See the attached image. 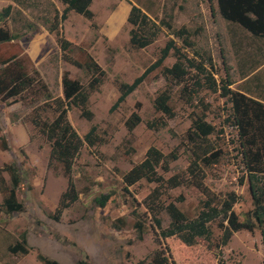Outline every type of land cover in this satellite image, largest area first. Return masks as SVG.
I'll return each mask as SVG.
<instances>
[{"label":"rangeland","instance_id":"rangeland-1","mask_svg":"<svg viewBox=\"0 0 264 264\" xmlns=\"http://www.w3.org/2000/svg\"><path fill=\"white\" fill-rule=\"evenodd\" d=\"M35 1L37 5L23 7L14 0H0V12L10 4L13 6L8 18L0 16V27H8L20 36L0 44V57L19 55L37 79L22 96L0 99V264H44L41 256L60 264L81 261L152 264L157 249L165 251L175 264H217L215 245L223 231L221 218L210 223L211 244L199 238L193 246H186L178 237L161 238L158 242L159 229L146 205V198L158 184L142 179L126 190L123 175L142 161L153 145L165 154L178 156L170 161L169 171L163 165L158 167L165 179L177 172L188 178L192 159L188 132L197 115L205 112L206 120L216 126L215 133L209 137L216 156L209 165H203V180L220 203L226 194L235 192L238 200L234 209L246 219L254 202L240 151L238 128L226 121L232 103L220 91L208 88L188 102L180 92L183 85L175 77H166L158 68L112 111L120 94L119 83H131L140 76L157 60L169 40L173 39L188 57H196L193 49L166 26L148 47H133L132 25L127 18L132 4H136L157 21L165 18L175 29L187 27L196 48L212 57L218 68L216 78L229 76L233 91L263 103L264 38L223 18L217 0H93L92 18L70 11L61 22L62 35L72 41L64 51L46 22L52 20L57 10L62 14L66 4L62 0ZM65 53L82 63L92 55L105 70L102 83L87 103L92 118L75 105L68 109V118L82 138L95 125L102 141L94 146L84 142L72 173L79 199L56 218L68 175L62 164L52 159V145L33 124L31 113L35 105L47 100L42 83L47 85L52 97H64L65 73L88 88L92 74L67 61ZM176 61L172 50L164 64L172 66ZM191 76L187 77L189 81ZM164 89L172 94L171 105L176 113L172 118L155 108V98ZM133 111L143 120L130 132L126 120ZM56 116L53 109H42L43 119L52 121ZM2 137L7 148L2 145ZM13 163L21 178L17 199L23 209L9 213L3 202L11 188V175L4 168ZM167 190L163 195L165 203L175 201L191 218L199 214L205 195L194 184L187 181ZM106 193H111V198L105 206H100L95 198ZM160 216L163 227H167L169 215L162 212ZM23 233L27 236L28 251H12L11 246L21 240ZM221 252L226 264H264L260 230L235 232Z\"/></svg>","mask_w":264,"mask_h":264},{"label":"trees","instance_id":"trees-1","mask_svg":"<svg viewBox=\"0 0 264 264\" xmlns=\"http://www.w3.org/2000/svg\"><path fill=\"white\" fill-rule=\"evenodd\" d=\"M23 7L37 5L35 0H14ZM66 7L62 14L57 10L51 19H47L48 29L57 35L58 42L64 51L70 48L71 40L65 38L60 30L61 22L67 19L70 11L84 15L88 18L93 17L90 9L93 0H62ZM218 9L223 18L232 23H237L252 34L264 38V0H217ZM12 4L5 7L0 16L2 19L8 18L12 13ZM132 25L130 30V43L135 48H145L154 43L162 27L166 26L176 36L183 39L184 43L191 47L196 57H188L181 52V47L177 46L173 39L169 40L161 49L160 56L153 62L140 76L133 82L119 83V97L112 106V111L117 109L127 97L136 90L146 77L154 70L161 68L166 77H175L179 84H182L181 95L188 102H192L194 96L203 88H208L213 92L220 91L224 97H228L232 103L231 112L226 121L238 128L240 140V150L243 154V163L247 171L250 193L253 197L254 208L246 219H242L240 214L234 209L238 200L235 192H229L221 201L217 200L216 194L205 184L203 165L207 166L214 161L216 153L213 151L210 135L215 133L216 126L206 120L207 114L203 112L198 114L192 122V127L188 132L190 139L189 151L192 159L188 167V178L183 173L177 172L165 179L158 172V167L163 165L165 171H169V163L177 159L175 153L165 154L156 146H150L142 161L134 164L123 175L125 189L146 179L148 182L157 183L158 186L146 198V205L151 212L154 224L159 229L158 238L178 237L186 246H193L199 238L206 239L211 244L212 231L210 223L221 218L223 231L220 242L215 245L217 264H226L221 252V247L225 246L231 240L233 234L240 230L254 232L260 230L264 248V103L241 92H235L230 87L232 80L229 76L216 78L218 68L216 67L210 55L202 54L196 48V44L191 40L190 30L182 26L175 29L169 19L157 21L145 12L140 6L132 4L128 18ZM19 34L13 33L8 27H0V44L12 42L19 38ZM1 48V46H0ZM177 56V61L172 66L164 64L165 59L171 51ZM67 61L80 68H86L92 75L88 88H85L78 80L72 79L68 73H65L62 79L64 97H52L48 91L47 85L42 83L45 90L43 96L47 100L43 104L35 105L32 109V122L40 129L52 145L51 157L60 162L64 172L68 175V185L62 193L59 205L56 209V218H59L62 212L69 208L79 199V191L75 180L73 179V170L75 159L79 155L81 148L86 142L89 146H94L101 142V137L97 134V127L94 125L89 132L82 138L77 130L71 124L68 118V109L70 105H75L82 109V113L92 118V113L87 110V103L93 91H96L102 83L105 70L99 65L92 55L88 56L87 62L82 63L65 53ZM187 63V64H186ZM188 65L189 68L186 66ZM190 69H194L191 73ZM191 74L192 80H188ZM37 79L30 74L25 65V59L19 55H13L7 58L0 57V99L22 96L25 91L33 87ZM43 90V91H44ZM171 91L161 90L154 101L155 108L166 116L172 118L175 112L171 105ZM203 103V102H202ZM53 109L57 116L48 121L42 117V109ZM142 117L137 111H133L126 120V126L132 132L141 122ZM3 147L8 144L4 137ZM5 170L11 175V188L5 198L3 205L10 212L21 211L23 204L17 199V188L21 182L18 168L15 164H10ZM190 181L200 189L205 198L201 202L199 214L191 218L183 211L175 201L165 203L163 195L167 189L176 188ZM165 186L167 188H165ZM164 187L166 191L161 189ZM111 193L102 194L95 198L100 206H105L111 198ZM181 198V197H180ZM221 205H218L219 203ZM162 212H166L170 217V223L167 227L162 225ZM28 240L26 233L21 235V240L15 246H11L14 252L26 253L28 251ZM44 264H60L56 260L41 256ZM80 264H91L87 261H81ZM152 264H175L170 256L162 249H157L152 258Z\"/></svg>","mask_w":264,"mask_h":264}]
</instances>
